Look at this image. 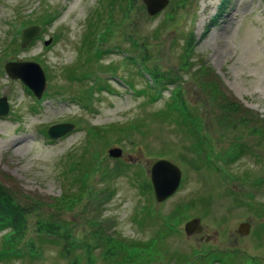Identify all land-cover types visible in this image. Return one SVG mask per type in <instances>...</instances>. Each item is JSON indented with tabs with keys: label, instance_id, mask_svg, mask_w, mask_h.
<instances>
[{
	"label": "rangeland",
	"instance_id": "rangeland-1",
	"mask_svg": "<svg viewBox=\"0 0 264 264\" xmlns=\"http://www.w3.org/2000/svg\"><path fill=\"white\" fill-rule=\"evenodd\" d=\"M228 22L229 31L221 40L228 49L216 52L221 42L212 34ZM33 24L39 26L38 34L21 46L20 31ZM132 56L179 75L190 101L194 92L188 76L198 67L208 70L243 106L264 118V0H168L153 16L141 0L123 6L121 0H0V96L8 104L0 116V185L28 209L16 249L21 241L31 240L33 251L38 240L32 232L36 219L62 209L60 216L71 221L77 239L96 226L124 245L144 243L140 263L179 264L178 257L181 264H195L192 254L208 249L212 256L217 250L226 253L220 261L210 256L207 264L244 263L245 253L264 263V230L261 240L253 233L264 222V214L233 204L231 192L247 190L248 181H231L227 176L263 177L264 157L258 152L246 154L227 165L225 176L207 165L193 166L188 141L170 123L152 115L164 107L168 90L154 102L130 90L129 86L140 89L147 77ZM7 61L39 64L45 75L39 100L18 78L6 75ZM68 67L74 68L71 79L66 77ZM212 120L204 119L207 128ZM58 122L72 123L73 129L49 138L45 129ZM133 123H139L137 129L125 128ZM244 138L254 144L251 135ZM20 140L23 146L16 149ZM114 146L121 148L117 157L107 154ZM80 155L91 167L81 192L69 183L66 172ZM157 158L171 160L181 171L178 188L162 202L154 200L148 176L149 165ZM118 164L130 170L114 171ZM96 167L98 171L92 172ZM104 167L113 168V174L103 182ZM133 172L149 188L133 181ZM255 189L256 200H264V185ZM73 194L80 195L79 203L70 198ZM99 197V204L92 206ZM69 199L76 206L61 204ZM92 215L99 226L96 221L86 223ZM194 216L200 218L202 231L186 236L183 223ZM240 222H248L245 235L236 230ZM64 248L42 244L40 253L31 252V258L0 259V264H68V258L60 255ZM229 248L237 250L233 260ZM82 250L77 251L80 256ZM101 250L102 246L93 248L95 264L104 262Z\"/></svg>",
	"mask_w": 264,
	"mask_h": 264
},
{
	"label": "trees",
	"instance_id": "trees-1",
	"mask_svg": "<svg viewBox=\"0 0 264 264\" xmlns=\"http://www.w3.org/2000/svg\"><path fill=\"white\" fill-rule=\"evenodd\" d=\"M132 1L133 0H121L122 6L124 2L130 4ZM186 38L187 37H185V42ZM184 49H188L191 52V48L186 45ZM132 59L135 65L137 64L142 68V70H140L143 71L147 77L145 78L144 85L140 89L135 90L129 86L130 90L132 92L136 91L139 94H145L152 102L157 100L164 90H168L164 107L156 110L152 115L160 121L170 123L176 132L178 131L182 138L188 141V147L186 149L192 154L191 159L193 166L198 167L196 164L207 165L225 176L227 174V165H230L246 154L256 155L258 152L259 157H264V118L243 106L225 89L211 72L208 70L202 71V68L198 67L196 71H192V75L188 76L194 92V99L190 101L181 85L180 76L175 72L170 70H158L155 66H149L146 62L142 64V62L138 61L134 56H132ZM184 64L186 65V63H183V65ZM73 70L74 68L71 67L66 69L67 79H71V76L73 77ZM81 78H86V75H83ZM95 84L96 83H94V85ZM126 84L127 86L129 85L127 82ZM28 93L30 94L29 91ZM42 97H44V95ZM206 117L213 119L210 121L208 128L205 126L206 122H204ZM138 124L139 123H133L125 126V128L137 129ZM245 134L251 135L252 138H254V144L248 142L244 138ZM224 139L226 140V144L223 142ZM89 165L90 162L82 155L78 156L77 160L70 163L71 167L68 166L66 169V172L70 174V176L67 177H71L69 183L72 185L76 184L79 188L86 174L91 170ZM121 169L124 173L130 170L126 164H118L114 168V171L120 172ZM101 170L104 171V173H101V181L104 182L107 181L108 178L110 179L113 174V168L105 169L104 167V169ZM97 171L98 167L94 168L92 172ZM131 175L133 176V181L138 184L141 183L143 188H149V184H143V181L140 180L138 173L136 174V172H133ZM227 176L231 181H248L247 190L238 193L231 192L233 204L245 207L247 211L253 213L261 212V215L264 214V200L257 201L255 198V188L264 185V176L259 179H254L248 176L247 173H228ZM78 190L79 192L82 191L81 188ZM94 191H96V189H94ZM77 196L78 197H75L73 194L70 198H76L74 201L79 203L81 198H79V194H77ZM99 201L100 197L95 201L92 200V206H94V204L98 205ZM203 201L207 209L209 198L205 197ZM73 202L69 199L68 201L61 202V204L65 205V207H74L76 205L75 202ZM84 207L86 208V206ZM27 210V208L25 209V204L19 203L8 189L0 185V231H4L0 241L1 260H10L9 258L12 259L19 256L31 258L33 256L31 252L35 254L40 253V247L43 244L45 247L49 245L65 247L64 250L60 252V255L68 258V264H95L92 258L93 248L101 249V246V255L104 258L103 264H147V261H142V263H140L141 253H143V257L145 254L143 248H145L146 245L144 243L142 246H138L134 243H127L124 245L122 242H118L116 239L114 240L112 236H107L100 227L95 226V229L91 228L92 231L90 230L85 233L86 239L85 237L82 238V236L77 239L78 236L76 233L72 232L71 227L73 225L71 221L62 219L60 216L59 212H61L62 209H55L51 212V215H44L36 219L37 228H33L32 232L34 231L38 240L37 247H34L33 251H30V247H33V242L31 240L21 241L22 243H20L19 247L16 249V243L20 240L18 237L21 232H24L26 226L25 213ZM94 216L96 215H92V217L86 219V223L93 225V222L97 220ZM96 224L99 226L97 221ZM263 230L264 222L260 223L259 226L254 229L253 233L257 237V240H261ZM79 249H83L81 256L77 252ZM217 251V255L214 256H212L213 251L211 249L203 253L196 251L192 254V257L195 256L192 259V263L194 262L197 264L201 261L199 264H207V262L210 261L208 259L210 256L215 257L214 261L224 259L226 251ZM227 253L229 260H233L234 256L235 258L237 256L236 249L232 250L229 248ZM143 257L142 260H144ZM82 258L84 262L80 263V259ZM244 258L246 262L243 261L244 263L240 262L239 264H264L262 260L255 255H248L245 253ZM194 259L196 260L193 261ZM177 262L181 264L183 259L177 257ZM149 264H152V262Z\"/></svg>",
	"mask_w": 264,
	"mask_h": 264
},
{
	"label": "water",
	"instance_id": "water-1",
	"mask_svg": "<svg viewBox=\"0 0 264 264\" xmlns=\"http://www.w3.org/2000/svg\"><path fill=\"white\" fill-rule=\"evenodd\" d=\"M145 11L149 16L156 15L168 3V0H141ZM39 32V26L29 25L24 27L20 32V45L26 46ZM49 39L44 41L48 44ZM4 71L11 78H18L34 95L39 99L45 84V75L38 63L34 61H7L3 64ZM8 104L5 96H0V116L6 114ZM73 124L69 122H58L50 124L46 133L51 138L60 136L71 131ZM107 154L111 157H117L121 154V148L118 146L107 149ZM149 182L152 188L153 198L156 202H162L171 196L177 189L181 171L179 167L166 158H157L153 160L148 168ZM248 222H240L236 228L240 234H247ZM183 231L186 236L199 234L202 231L200 218L191 217L184 221Z\"/></svg>",
	"mask_w": 264,
	"mask_h": 264
},
{
	"label": "bare ground",
	"instance_id": "bare-ground-1",
	"mask_svg": "<svg viewBox=\"0 0 264 264\" xmlns=\"http://www.w3.org/2000/svg\"><path fill=\"white\" fill-rule=\"evenodd\" d=\"M229 22L228 23H225L223 25V27L218 31V32H214L212 34V36H214V40L215 41H220L224 38V36H226V34L228 33L229 31ZM217 48L215 49L216 52H220V53H224L226 52V50L228 49V44L226 41H222L220 44L216 45ZM23 141H16V149H19L23 146L22 144Z\"/></svg>",
	"mask_w": 264,
	"mask_h": 264
}]
</instances>
